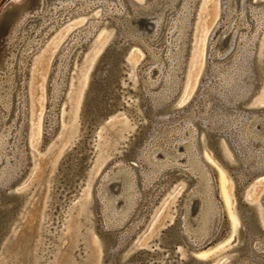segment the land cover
Here are the masks:
<instances>
[{"label":"rangeland","instance_id":"1","mask_svg":"<svg viewBox=\"0 0 264 264\" xmlns=\"http://www.w3.org/2000/svg\"><path fill=\"white\" fill-rule=\"evenodd\" d=\"M6 1L0 0V11ZM81 1L71 0L70 7L59 12L49 32L48 22L40 26L34 22L40 15L27 14L12 38L18 45L10 67L12 99L8 110L0 104V132L9 127L3 146L5 154L0 158V264H260L258 258L248 257L245 248L247 243L256 246L260 241L262 247L256 248L259 255H264V169L247 173V168L239 165L230 134H212L205 124L225 125L236 135L241 128L243 138L253 144L247 147L254 160H249L251 165H264L255 157L264 161V146L243 133L244 124L264 117V101L258 99L264 92L263 71L258 67L259 60H264V18L260 21L253 15V10L264 9V0H193L178 51L170 45L172 36L168 32L185 0H168L161 15L150 7L155 8L163 0H112L113 16L105 15L102 0L78 11ZM46 6L47 1L43 0L41 10ZM205 17L204 52L194 86L187 93ZM142 18L147 22L141 24ZM30 20L32 26L27 27ZM90 22H97L90 36L79 34ZM118 24L136 41L118 48L122 67L116 87L121 93L116 101L119 105L100 117L93 106V101H99L96 84L107 78L110 59L115 55L109 50L124 35ZM38 27L42 32L36 38L43 36L42 42L29 57H23L24 64L21 54L32 30ZM64 31L68 33L60 39L50 61L43 64V70H39L41 57ZM71 37L78 38V43L65 57L64 49ZM241 38L247 45L241 43ZM240 46L243 47L239 49ZM168 52L179 53L170 90L166 87V78L172 76ZM235 64L240 65L239 70H235ZM153 68L158 70L152 77L154 83L148 85L152 98H171L151 112L141 104L143 95L137 91L140 73L145 74L146 81L147 72ZM40 71L43 81L37 88ZM4 74L0 68V77ZM251 75L255 77L253 82ZM166 88L168 94L162 97ZM39 90L44 99L40 132L33 142L35 95ZM146 123L166 127L159 132L165 133L159 138L161 144L169 143L173 133L179 139L177 132L184 125L196 127V148L209 171L216 206L209 233L203 240L195 241L197 244L177 239L174 231L186 210L193 180L170 166L152 180L144 181L143 171L149 167H141L137 158L156 135L142 133ZM145 150L146 147L142 155ZM222 150L230 156L229 162ZM156 153L158 150L153 152ZM120 162L135 168L140 194L128 218L115 225L118 228L103 231L96 194L102 176ZM222 173L226 196L220 185ZM112 186L117 187L115 183ZM248 222L257 224L252 237ZM128 231L126 239L120 238Z\"/></svg>","mask_w":264,"mask_h":264},{"label":"bare ground","instance_id":"2","mask_svg":"<svg viewBox=\"0 0 264 264\" xmlns=\"http://www.w3.org/2000/svg\"><path fill=\"white\" fill-rule=\"evenodd\" d=\"M46 1H47V6L44 11L41 10L43 0H8L4 3L3 8L0 11V22L2 17H6L5 31L0 41V68L3 69L5 72V74L0 77V104L3 108H6L7 110L9 109L10 102L12 99L11 86L9 84L11 79L10 75H12V71L10 67H12L11 64H13L15 61L16 51L18 50V45L12 41V38L16 36L17 29L27 19V14L31 13L34 15L41 16L39 19H34V22H36L38 26H40V24H45V22H48V25L50 26L48 27L47 31L49 32L54 26L53 23L56 20L59 12L70 7L69 5L72 3L71 0H46ZM94 1L95 0H82L81 1L82 3L79 6L80 8L78 9V11L86 8H91ZM167 1L168 0H163L162 2H159V4L155 6V8L150 7V10L156 9L155 12L158 13V15H161L162 10L165 7L164 4ZM102 2H104L105 15L113 16L115 6L111 5L112 0H102ZM191 2H193V0L184 1L178 13L172 18L169 27L170 32H168V35L171 34L172 36V38L169 39V43L170 45H175L177 51L180 48L179 46L180 43L184 39V34L186 32V25L188 23V17L192 11V9H190ZM230 4H232V1L230 2ZM231 11L232 10L230 9L229 12ZM208 12L209 11L207 5L205 11L206 16L208 15ZM262 14H264V9H261L260 11L257 12L253 10V15L255 16L256 19L260 21L262 20V18H264V15L261 17ZM233 17L234 15H231V18ZM231 20L232 19H230V21ZM32 23L33 20H30L26 24V26L27 27L28 25L32 26ZM95 24H97V22H90L89 25L85 26L82 29V32H79V34L84 33L86 37L90 36V33L95 28ZM233 24L236 25V22ZM68 28L70 27L68 26ZM234 30L235 29H233V31ZM41 32L42 29L40 27H38L37 30H32L31 34L29 35L30 39L27 41V45L24 47L23 52L21 54L22 63L25 64L24 58L29 57L30 53L34 52L35 49L39 48L43 36L40 38H36V37ZM48 32H46L45 34H47ZM65 32L66 31L61 33V35H58L50 43L51 44L50 47L48 48L46 53L41 57V62L39 61L40 62V66H38L39 70H43L44 67L43 64L45 62L50 61L54 49L59 45L61 41L60 39H62V37H65L64 36ZM206 32H207V19L205 17L202 20L201 27L199 30L197 51H196V56L193 60L194 62L192 65V72L190 74V79H189L190 81H189L187 93H189L193 88L198 70L200 68V64L202 60L201 58L203 56L204 47H205L204 40L206 37ZM240 40L241 43L244 45L245 44L244 42L246 40L243 41L242 38ZM76 42L78 43V38L71 37V39L68 40L64 49L65 57H68L67 52L70 49H72L73 45ZM231 42L229 44H231ZM241 47L243 46H240L239 49ZM236 48H237V43H236ZM176 53L177 52H174L173 54L169 52L167 53V58L170 63L169 72L170 75H172L171 78L170 77L166 78V81H168L166 85L168 90L172 88V84L174 82V77L176 75V70L178 67L177 60L179 53L178 54ZM249 53L250 52L247 51V54ZM234 68H236L235 70H239L240 65L235 64ZM156 69L158 70V68H153L151 69V71L147 72L148 79L146 80V82L148 85L154 83L152 77ZM42 79H43V73L41 72L40 80L38 79L37 81L38 82L37 88H40V83L41 81H43ZM167 88L161 92L162 97L168 94ZM43 96H44L43 91L40 90L35 95V103H36L37 111L34 115V122H33L34 124L32 128L33 142L35 141L36 137L40 132L39 131L41 125L40 112L42 111V106H43V99H44ZM258 99L260 101L261 100L264 101V92L260 94ZM4 116L5 114H3V117ZM161 130H158L156 133H154L156 134L155 138L151 140L149 144H147L148 142L146 143L147 146L145 145L141 153L139 154L138 162H140L141 160L142 163L141 167L143 168L149 167V170L145 169L143 171L144 173L143 175L145 176L144 181L146 182L147 180H152L155 176L160 175V173L164 172L168 167L175 165L178 166L181 165L182 167H185L191 174L194 175L195 177L194 185L192 190L187 195V200L185 205L186 210H184L183 212L181 223H182V231L186 235L187 239L191 242L194 241V243H196L195 241L203 240L205 236L209 233L208 228L211 225V220H213L212 217L215 214V210H216V206L214 203L215 200L213 199V194H212V183H211L209 171L208 172L206 171V168L204 167L203 162L199 157L198 150L196 148L197 147L196 127H194L193 124L184 125L177 132L180 138L175 139V135L173 133V136L171 138L172 140L166 144L159 143L161 141L159 138L165 135V133L164 134L159 133ZM7 131H9V127H5V129H3L0 132V158L2 154H5L3 146L4 143H6L5 136L8 135ZM170 131H167L166 133H170ZM243 133L245 137L256 139L257 141H260L262 143V146H264V117L262 118L255 117L251 121H248L246 124H244ZM145 147L146 150L142 155V152L144 151ZM166 147H168V149H166ZM156 150H158V153L153 154V152H155ZM245 156L248 162L251 163V161L249 160L252 159V157L248 155L247 148H246ZM255 157L257 158L258 162L264 163L263 160L261 161L262 157L260 158L259 156H255ZM252 162H254L253 159ZM220 179H221L220 185L222 186V191L226 196V190H225L226 180L223 173L220 175ZM113 183H115V185L117 186L116 188L112 186ZM138 184L139 183L137 178V172L135 168H133V165L131 166L124 162H120L114 165L108 171H106L105 174L102 176L98 187V191H99L98 194L102 206L103 221H105V223L108 226H115L122 224V222L128 218L130 212L134 209L135 203L137 201V197L139 196L138 193L140 194ZM109 188H111L110 190H113V192H111ZM190 209H192V214H189ZM259 217L261 219L260 212H259ZM259 244H261L260 241L256 243V246L255 244H253L257 252L260 251H258L256 247L258 248L262 247V245L259 246ZM261 256L264 258V255Z\"/></svg>","mask_w":264,"mask_h":264},{"label":"water","instance_id":"3","mask_svg":"<svg viewBox=\"0 0 264 264\" xmlns=\"http://www.w3.org/2000/svg\"><path fill=\"white\" fill-rule=\"evenodd\" d=\"M140 22H141V24H144L146 22V19L142 18V19H140ZM5 26H6V17H2L1 22H0V37L3 35V33L5 31ZM118 27L121 30V32L124 34L123 36L125 38L122 36L121 39H117L115 41V46H113L111 48V50H109L110 54H115V55H113V57L110 59V68H109V71L107 73V78H103L104 80L102 79V81H101L102 83L98 82L96 84V88H97L96 92H98V96H96V98H99V101H98V104L96 103V101H93L94 102L93 106L95 107L96 112L100 114V117L103 114L113 112L114 110L117 109V105H119L116 101H118V97L121 95V93H120V91H118V89L116 87L120 83V78L122 76V67L120 64V57H119L120 52H119L118 48H121V47L125 46L126 44L127 45L130 44L131 40L136 41V39H132L127 34H125L120 25ZM230 45L231 44H229L227 47H229ZM249 61H250V57L247 60V64L249 63ZM258 67L260 69H262L263 73L261 72V75H262V78H264V60H261V59L259 60ZM212 75H215V72ZM144 76H145L144 73H140V88H139V91H137V93L139 95L140 94L143 95V99L141 100V104L145 106V109L152 112L153 110H155V108L157 109L159 105L166 104L167 101L171 98V95L166 97V98L154 100L150 94L151 88L148 86L147 82L145 81ZM246 76H249V72H247ZM249 79L251 82H253L255 80L254 75H251L249 77ZM234 95H230V94L226 95L225 94V96H227V97L228 96L233 97ZM243 96H239V97H243ZM108 99H112V102H108ZM225 121L228 122L229 120L227 119ZM205 125H206L208 132H211L212 134L217 133L220 136L221 135H228V133L230 134L229 138L232 141V142L231 141L230 142L234 143V147L237 148V152H238L237 157L239 160V165L247 168L246 169L247 173L252 174L259 169H264V166H262V165L252 166L251 163L248 162V160L246 159V156H245L246 148L249 146H252L253 144L249 141H246L243 138V136L241 134V128H240V130L239 129L237 130L238 134L236 135L234 131L230 132V128L225 129V125L221 126L222 124H212V122H209L208 124H205ZM141 129H142L141 131L143 134H146L147 136H149V135L156 133L158 130H161L162 128L156 127L155 124L152 126L151 123H148V124L146 123V124L142 125ZM232 138H234L235 141L232 140ZM142 149L140 150L139 153H141ZM222 155L224 156V159L227 162L230 161L229 160L230 156L228 157L225 150L224 151L222 150ZM137 159H139V157ZM137 163H138V160H137ZM174 168H177L178 171H180L181 173H183L186 176H188L189 178H191L194 182V180H195L194 175L191 174L186 168L179 167V166H174ZM238 178H239V181H241L243 179L242 176H239ZM96 202H97V210H98L99 218L101 221L102 230L103 231H111L112 229L118 228L119 226H106L104 224L103 217H102V211H101V202H100L98 193L96 194ZM247 224L249 225L250 237H252L253 233L255 231H257L256 230L257 224L255 222H253V224H250L248 222ZM174 231H176V238L177 239L183 240V241H185L191 245L197 244V243L189 241L187 239L186 235L184 234V232L182 231L181 218H180L179 227L176 228ZM129 235H130V231H128L127 233H124L122 236H120V238L126 239ZM245 249L248 252V257L250 259L256 260V258H258L257 262H259L260 264H264V258L258 254L259 252H257V250L254 248L253 244L250 245L247 243ZM248 262L249 261H247V262L243 261V262H239L238 264H247Z\"/></svg>","mask_w":264,"mask_h":264}]
</instances>
